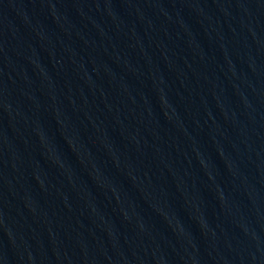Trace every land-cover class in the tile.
<instances>
[{
    "label": "water",
    "instance_id": "1",
    "mask_svg": "<svg viewBox=\"0 0 264 264\" xmlns=\"http://www.w3.org/2000/svg\"><path fill=\"white\" fill-rule=\"evenodd\" d=\"M0 264H264V0H0Z\"/></svg>",
    "mask_w": 264,
    "mask_h": 264
}]
</instances>
